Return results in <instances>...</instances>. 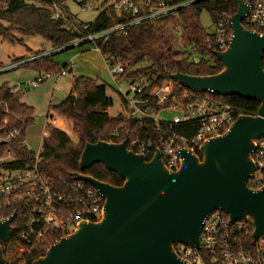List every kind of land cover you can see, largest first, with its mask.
<instances>
[{"label": "water", "instance_id": "obj_1", "mask_svg": "<svg viewBox=\"0 0 264 264\" xmlns=\"http://www.w3.org/2000/svg\"><path fill=\"white\" fill-rule=\"evenodd\" d=\"M235 2L229 45L214 51L222 70L209 75L169 72L168 77L194 91L254 100L257 113L240 114L227 132L206 140L198 151L181 148L178 170L165 166L159 149L147 159L129 149L126 140L86 143L80 172L72 178L91 184L104 197L103 216L80 222L33 264H186L175 245L199 248L203 224L216 211L232 223L250 221L254 239L264 236V186L253 190L247 184L255 141L264 136V33L245 27L249 4ZM97 163L123 183L112 185L82 172ZM15 216L0 220V264L6 262L1 242L13 237Z\"/></svg>", "mask_w": 264, "mask_h": 264}, {"label": "built area", "instance_id": "obj_2", "mask_svg": "<svg viewBox=\"0 0 264 264\" xmlns=\"http://www.w3.org/2000/svg\"><path fill=\"white\" fill-rule=\"evenodd\" d=\"M97 1V7L82 2L81 11L98 9L99 14L107 13L114 22L112 26L90 33V22L75 17L69 19L54 4V16L62 18L64 26L76 32V38L64 47L14 59L6 64L0 63V74L63 49L85 44L101 54L98 44L100 40L104 42L111 36L125 35L132 27L144 23L164 25L179 18L180 12L197 0L177 3L165 0ZM245 1L249 4L244 19L245 27L264 33V0ZM1 8L7 6L0 1ZM230 17L223 12L209 31L215 50H225L229 45L232 34ZM192 52L196 55L195 49L192 48ZM102 57L113 81L119 82L130 67V61ZM73 68L74 65L70 64L56 75L68 76ZM50 76V72H40L29 85L37 86ZM144 87V84L134 80L128 92L119 90L125 103L124 116L136 121L140 127V131L129 139L130 145L128 142L127 145L129 149L144 154L147 159H151L156 149H159L162 161L169 170L179 169L181 148L198 151L206 140L227 132L239 116L230 103L211 93L185 88L173 80L161 85L148 97L142 96ZM19 90V86L11 88L12 93ZM64 126L63 119L49 116L45 122L43 138L49 136L50 128L63 129ZM126 133L129 135L132 131L127 130ZM118 134L119 130H115V135ZM0 138L4 141L0 145V214L3 215L0 220L16 213L12 224L17 240L34 246L53 235L62 237L70 234L82 221H99L102 218L105 199L94 186L76 180L73 183H56L40 170L41 151L33 153L32 160L25 162L14 149L6 147V143L12 140H19L21 146L27 147L23 128L2 130ZM252 157L254 169L247 184L249 188L259 190L264 186V136L255 141ZM252 233L253 225L250 221L232 223L224 212L216 211L203 224L199 248L176 244L175 250L186 264H264V236L254 239Z\"/></svg>", "mask_w": 264, "mask_h": 264}, {"label": "trees", "instance_id": "obj_3", "mask_svg": "<svg viewBox=\"0 0 264 264\" xmlns=\"http://www.w3.org/2000/svg\"><path fill=\"white\" fill-rule=\"evenodd\" d=\"M0 1L7 6L0 9V35L6 41L13 42L12 32L20 31L25 35L41 36L51 43L53 48H58L67 46L77 36L76 32L64 26L62 18L54 16L52 8L56 4L64 11L67 18L71 19L73 17L67 6L69 0ZM165 1L177 3L186 0ZM204 10L210 14L214 23L223 12L232 16L237 11V4L235 0H197L182 10L180 17L174 23L181 27L186 51L173 52L172 40L163 25L144 23L132 27L125 35L111 36L104 42L100 40L98 42L100 52L105 57L130 61V67L123 77L141 78V83L145 86L143 97L150 96L161 85L172 81L168 77L169 72L190 75L218 73L223 66L214 55L212 35L201 23L200 18ZM90 24L88 32L94 33L112 26L114 22L109 14L102 13ZM192 48L200 57L197 61L193 60ZM64 50L67 49L62 51ZM41 52L39 51L38 54ZM141 62H147V66L134 69L135 65ZM262 64L264 68V57ZM57 66L50 60V56L23 65V67L46 71L58 69ZM69 66L70 63L64 64L62 69ZM11 88L8 83L0 86V129L6 131L23 128L25 135L26 128L33 122L34 108L21 101L20 90L12 93ZM215 96L233 105L238 115L256 114L259 108V103L251 99L236 95ZM112 105L113 99L108 95L105 83L89 76L76 77L70 93L54 107V110L56 116L68 122L72 130L77 133L78 141L73 142L64 129H49V136L43 141L39 163L40 170L46 177L60 184L73 183L72 175L80 172L79 159L86 143H95L99 140L109 142L126 140L130 145L129 139L140 131V127L136 121L127 119L124 114L110 116L108 110ZM115 130H119L118 135H115ZM127 130H131L132 133L128 135ZM6 147L14 149L22 161L32 160L33 152L21 146L19 140L8 141ZM82 172L116 186L124 181L117 173L107 170L100 163ZM2 216L0 214V218ZM60 238V235H53L43 243L30 246L20 242L13 235L7 243L1 242L5 264H33L35 259L42 256L49 246Z\"/></svg>", "mask_w": 264, "mask_h": 264}, {"label": "rangeland", "instance_id": "obj_4", "mask_svg": "<svg viewBox=\"0 0 264 264\" xmlns=\"http://www.w3.org/2000/svg\"><path fill=\"white\" fill-rule=\"evenodd\" d=\"M86 2L89 5L97 7V0H69L67 6L72 17L83 22H93L99 15V10L83 12L80 9V4ZM202 25L211 31L213 29V21L210 14L204 10L201 14ZM173 19L166 22L163 27L168 36L172 40L171 48L173 52L186 51L182 30L179 25H175ZM13 42L3 39L0 35V63L6 64L10 61L24 57L31 51L38 53L42 50H48L52 47L51 43L38 35H25L20 31H13ZM89 44L73 47L62 52L50 56V60L57 64L58 69L52 71L36 70L30 67H19L9 72L0 74V86L8 83L11 87L22 86L21 101L34 108L33 122L26 128L25 142L29 150L33 153H38L42 150L43 132L46 122V115L49 112L51 115H56L54 107L61 103L68 93H70L72 84L78 76H89L98 79L101 83H105L109 95L113 98V105L109 109L110 116H118L125 114L126 109L123 107L119 90L128 92L130 83L136 81L141 83V78H126L122 77L119 82H114L105 63L100 55L94 57L95 54ZM198 55L193 56V60H199ZM133 60V59H132ZM71 62L75 64V72L68 76H58L56 73L63 68L64 63ZM70 63V64H71ZM147 66V62H141L135 65L134 69ZM50 72L51 76L46 81L37 86L29 85L39 75ZM61 118V117H60ZM63 119V118H61ZM64 120V119H63ZM65 121V120H64ZM63 129L68 133L73 142L78 141V135L72 130L69 123L65 121Z\"/></svg>", "mask_w": 264, "mask_h": 264}, {"label": "crops", "instance_id": "obj_5", "mask_svg": "<svg viewBox=\"0 0 264 264\" xmlns=\"http://www.w3.org/2000/svg\"><path fill=\"white\" fill-rule=\"evenodd\" d=\"M53 47H51V48H49L48 50H51ZM95 54L93 55L95 58L96 57H98V55H100L101 57H102V55L98 52V51H96V50H94L93 48H90ZM48 50H42V52L43 51H48ZM32 54H35V52L33 53L32 51L28 54V55H25L24 57H26V56H29V55H32ZM24 57H21V58H24ZM16 59H19V58H16ZM102 59H103V57H102ZM104 61V60H103ZM68 63H71V62H68ZM105 63V62H104ZM64 64H67V63H64ZM72 65H74V68H73V74H74V72H75V64H73V63H71ZM106 66V65H105ZM73 85V84H72ZM20 88H21V90L20 91H22V86H19ZM71 89H72V87H71ZM71 91V90H70ZM107 93H108V91H107ZM119 93H120V91H119ZM69 94V93H68ZM108 95H109V93H108ZM68 96V95H67ZM66 96V97H67ZM110 96V95H109ZM65 97V98H66ZM111 97V96H110ZM64 98V99H65ZM112 98V97H111ZM120 98H121V101H122V104H123V107L125 108V105H124V102H123V100H122V96L120 95ZM64 99H62V101L64 100ZM113 99V98H112ZM61 101V102H62ZM108 112H109V110H108ZM49 116H56V115H54V114H50L49 112L47 113V115H46V120H47V118L49 117Z\"/></svg>", "mask_w": 264, "mask_h": 264}]
</instances>
